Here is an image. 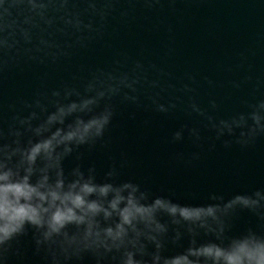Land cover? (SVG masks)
<instances>
[{
  "label": "water",
  "instance_id": "water-1",
  "mask_svg": "<svg viewBox=\"0 0 264 264\" xmlns=\"http://www.w3.org/2000/svg\"><path fill=\"white\" fill-rule=\"evenodd\" d=\"M0 264H264V0H0Z\"/></svg>",
  "mask_w": 264,
  "mask_h": 264
},
{
  "label": "clouds",
  "instance_id": "clouds-1",
  "mask_svg": "<svg viewBox=\"0 0 264 264\" xmlns=\"http://www.w3.org/2000/svg\"><path fill=\"white\" fill-rule=\"evenodd\" d=\"M3 231H4L5 236L10 234L7 229H3Z\"/></svg>",
  "mask_w": 264,
  "mask_h": 264
},
{
  "label": "snow or ice",
  "instance_id": "snow-or-ice-1",
  "mask_svg": "<svg viewBox=\"0 0 264 264\" xmlns=\"http://www.w3.org/2000/svg\"><path fill=\"white\" fill-rule=\"evenodd\" d=\"M61 220V217L58 215L57 216V221L59 222Z\"/></svg>",
  "mask_w": 264,
  "mask_h": 264
}]
</instances>
